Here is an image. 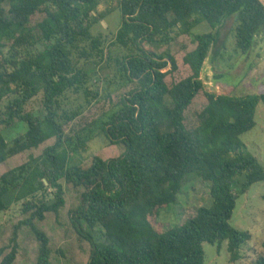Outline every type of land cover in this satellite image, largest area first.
<instances>
[{"label":"trees","instance_id":"obj_1","mask_svg":"<svg viewBox=\"0 0 264 264\" xmlns=\"http://www.w3.org/2000/svg\"><path fill=\"white\" fill-rule=\"evenodd\" d=\"M99 2L0 0V125L27 126L10 140L0 131V212L21 202L0 224V264H205L204 242L226 243L236 261L252 238L230 222L237 197L264 181L240 138L256 124L264 77L256 91L219 81L232 90L215 93L201 71L230 17L236 49L251 50L264 6ZM115 4L112 39L92 33ZM203 21L211 30L194 33ZM99 67L113 70L103 78ZM37 97L40 109H27ZM97 136L102 150L71 164ZM193 177L208 183L210 204L163 229L160 210Z\"/></svg>","mask_w":264,"mask_h":264},{"label":"rangeland","instance_id":"obj_2","mask_svg":"<svg viewBox=\"0 0 264 264\" xmlns=\"http://www.w3.org/2000/svg\"><path fill=\"white\" fill-rule=\"evenodd\" d=\"M108 4V0H100L99 10L102 11ZM121 19V11L115 4L103 20L93 25L91 31L94 34L98 32L107 34L111 40V34L116 33L120 27ZM234 26L235 20L230 17L219 27L217 42L211 48L204 62L201 78L208 91L215 93L231 91L232 88L227 86L230 84L235 85L237 91L252 92L257 90V84L264 77V31L256 37L251 50L244 54L235 47ZM210 30L209 24L203 21L195 27L193 32L203 33ZM112 70L111 67L98 68L103 78ZM220 74H223V77L217 78ZM219 81L227 84L222 87L219 85ZM198 103L202 105L203 99L200 98ZM40 106L41 101L37 97L27 106V109L36 111L40 109ZM255 121V126L242 133L240 138L244 143L243 151L255 155L264 165V103L262 101L256 107ZM26 128L27 126L19 121L12 125H0V131L8 140L24 133ZM105 142L106 140L102 136L90 140L83 152L71 155V164H79L90 154L102 150ZM243 179V174L236 177V180ZM210 202L208 183L199 177H193L179 194L178 201L160 210L157 217L159 224L161 223L163 229H166L172 224L182 223L187 217L192 216L199 207L207 206ZM20 205V201L12 202L8 210L1 211L0 224L5 223L10 216L16 214ZM230 222L238 229L249 231L252 238L241 248L240 257L236 261L230 260L226 243H223L219 248L218 244L204 242L205 264H255L259 253L264 251V181L255 182L248 191L239 193Z\"/></svg>","mask_w":264,"mask_h":264},{"label":"water","instance_id":"obj_3","mask_svg":"<svg viewBox=\"0 0 264 264\" xmlns=\"http://www.w3.org/2000/svg\"><path fill=\"white\" fill-rule=\"evenodd\" d=\"M261 2V4L264 6V0H259Z\"/></svg>","mask_w":264,"mask_h":264}]
</instances>
